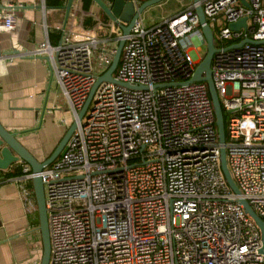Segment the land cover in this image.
<instances>
[{"label":"built area","instance_id":"2783aa9c","mask_svg":"<svg viewBox=\"0 0 264 264\" xmlns=\"http://www.w3.org/2000/svg\"><path fill=\"white\" fill-rule=\"evenodd\" d=\"M77 1L54 25L59 40L51 43L46 29L28 52L45 56L77 122L40 171L18 159L16 180L43 181L48 264H264L260 232L236 199L264 220V0L192 1L151 25L142 12L125 36L117 81L99 82L80 119L122 31L109 19L74 32ZM196 4L213 34L224 142L206 82L187 81L206 44ZM13 7L0 8V30L14 28ZM221 146L238 194L222 171Z\"/></svg>","mask_w":264,"mask_h":264},{"label":"crops","instance_id":"0c3cea01","mask_svg":"<svg viewBox=\"0 0 264 264\" xmlns=\"http://www.w3.org/2000/svg\"><path fill=\"white\" fill-rule=\"evenodd\" d=\"M8 3L14 5L16 21L10 31L0 30V52L13 55L0 58V122L15 131L19 141L42 160L74 122V115L45 56L28 52L46 37V29L51 43L59 40L54 25L65 19V8L47 7L44 0H0L2 6ZM156 6L160 7V1L149 7ZM102 11L93 0L89 15L94 22L86 27L83 18L87 12L78 8L73 31H89L98 20H113L108 15L107 21L102 19ZM22 173L19 160L0 168V180H4L0 182V264H40L41 260L42 239L33 180H16Z\"/></svg>","mask_w":264,"mask_h":264},{"label":"water","instance_id":"95a60500","mask_svg":"<svg viewBox=\"0 0 264 264\" xmlns=\"http://www.w3.org/2000/svg\"><path fill=\"white\" fill-rule=\"evenodd\" d=\"M98 6L104 11L106 15L110 18L119 21V25L122 31L120 38L118 39L115 52L113 54L111 63L107 67V69L96 77L95 82L93 83L86 100L83 105L77 112V117L80 119L86 112L92 95L102 80H112L117 81L113 72L116 69L122 46L124 44L125 36L130 32L133 24L135 23L138 16L149 6L161 1V0H143L140 3H136L134 0H112L108 3L105 0H94ZM197 1V0H192ZM72 0H67L63 5L65 8V13L67 15L68 10L71 6ZM2 5H0V8ZM195 11L197 12L199 23L201 25L202 35L206 42V50L201 58V60L197 63L192 75L187 81L199 80L205 81L208 87L209 95L212 100V105L214 109L215 115V123L218 128V137L220 142H224L225 139V131H224V117L223 110L220 105L218 95L213 83L212 74H211V60L213 53L215 51L213 34L210 26L205 20V15L203 13L202 6L200 4L195 5ZM244 18L234 21L230 24V27L237 28L240 23H243ZM76 120L68 127L66 132L63 134L61 139L58 141L56 146L50 152V154L39 160L36 158L16 137V132L12 130H8L5 126L0 122V168H7L12 162L18 160L19 158L24 159L31 166L32 171H40L45 165L49 164L55 157L60 153L63 146L65 145L67 139L73 133L76 127ZM221 158V168L224 173V176L231 187V189L238 194L239 189L231 177L225 159V149L224 146H221L220 151ZM34 192L36 196L38 213H39V229L41 232L42 239V255L40 264H48L49 255H50V237H49V228H48V219L45 205V194H44V185L41 177L39 175H34L32 177ZM237 201L243 206L244 210L250 215L256 224L262 242H264V220L252 209L248 201L242 197L238 196Z\"/></svg>","mask_w":264,"mask_h":264},{"label":"rangeland","instance_id":"374dc122","mask_svg":"<svg viewBox=\"0 0 264 264\" xmlns=\"http://www.w3.org/2000/svg\"><path fill=\"white\" fill-rule=\"evenodd\" d=\"M191 0H161L160 7H149L143 11L144 13V23L146 25L153 24L157 20H161L163 17L169 15L180 9L181 6L186 5ZM115 31L120 30L119 26L114 27ZM115 44V41H108L106 42V48L110 47L111 45ZM206 50V44L201 43L200 50L198 51L199 54H204Z\"/></svg>","mask_w":264,"mask_h":264},{"label":"trees","instance_id":"16d2710c","mask_svg":"<svg viewBox=\"0 0 264 264\" xmlns=\"http://www.w3.org/2000/svg\"><path fill=\"white\" fill-rule=\"evenodd\" d=\"M45 1V5L47 7H61L63 6L67 0H44ZM93 0H78V8L81 9V11H84V12H87L86 15L84 16L83 18V25L84 26H91L92 25V22L93 19L91 17V15H89V7H90V4ZM109 1H112V0H109ZM143 0H138V2H142ZM102 19H104L105 21L108 20V17L107 15L102 11ZM60 34V33H59ZM204 55V54H203ZM203 57V56H202Z\"/></svg>","mask_w":264,"mask_h":264}]
</instances>
